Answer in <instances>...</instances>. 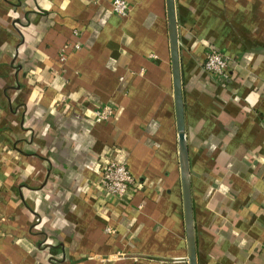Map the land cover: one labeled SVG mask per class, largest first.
Listing matches in <instances>:
<instances>
[{"label":"crops","instance_id":"crops-1","mask_svg":"<svg viewBox=\"0 0 264 264\" xmlns=\"http://www.w3.org/2000/svg\"><path fill=\"white\" fill-rule=\"evenodd\" d=\"M112 1L0 0V264H189L167 1ZM175 3L198 264H264V0Z\"/></svg>","mask_w":264,"mask_h":264},{"label":"water","instance_id":"water-1","mask_svg":"<svg viewBox=\"0 0 264 264\" xmlns=\"http://www.w3.org/2000/svg\"><path fill=\"white\" fill-rule=\"evenodd\" d=\"M167 1L171 66L173 75L174 101L179 142V165L183 195L184 221L187 237L188 263L198 264L195 218L189 166V148L186 136V120L183 96V81L179 49V28L175 0Z\"/></svg>","mask_w":264,"mask_h":264},{"label":"built area","instance_id":"built-area-1","mask_svg":"<svg viewBox=\"0 0 264 264\" xmlns=\"http://www.w3.org/2000/svg\"><path fill=\"white\" fill-rule=\"evenodd\" d=\"M129 9L130 6L127 0L112 1V11L118 16H126ZM80 48L81 45L77 42L65 45L60 53V60L64 62L70 50H78ZM202 68L205 72L218 78L222 84L230 77L228 58L221 51L213 47H209ZM114 112L115 108L112 105H103L96 110L95 119L97 122L107 121L111 119ZM99 184L107 193L119 200H123L127 197L131 187L136 184V179L127 163L110 160L102 168ZM107 231L111 232V228H107Z\"/></svg>","mask_w":264,"mask_h":264}]
</instances>
